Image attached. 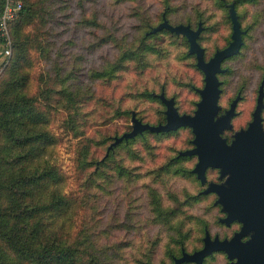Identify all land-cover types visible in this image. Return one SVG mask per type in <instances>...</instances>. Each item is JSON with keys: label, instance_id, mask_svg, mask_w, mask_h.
Listing matches in <instances>:
<instances>
[{"label": "rangeland", "instance_id": "rangeland-1", "mask_svg": "<svg viewBox=\"0 0 264 264\" xmlns=\"http://www.w3.org/2000/svg\"><path fill=\"white\" fill-rule=\"evenodd\" d=\"M12 1L28 3L32 20L17 17L8 25L10 50L1 52L0 92L16 73L11 65L21 51L26 84L20 96L48 117L47 128L57 139L45 157L63 178L62 192L75 203L67 241L79 249L78 264L90 254L102 264H170L182 248L191 253L201 247L206 230L211 237L231 236L239 223L221 222L224 213L214 205V195L203 192L216 172L208 170L201 182L192 170L196 157L179 153L193 145L191 128L113 142L133 128L132 117L157 124L165 115L164 92L175 98L179 113L194 114L204 75L186 35L159 25L169 20L196 28L199 11L206 57L232 39V15L239 25L243 45L217 72L218 104L222 113L239 96L232 126L221 135L230 139L245 128L264 78V0L240 3L229 19L214 0H171L168 20L161 15L163 0ZM262 115L264 127V109ZM4 136L0 129V148ZM84 137L90 148L82 164L76 150ZM6 176L0 160V228L17 221L8 215L16 197ZM7 251L10 264H29ZM231 260L213 252L203 264Z\"/></svg>", "mask_w": 264, "mask_h": 264}, {"label": "water", "instance_id": "water-1", "mask_svg": "<svg viewBox=\"0 0 264 264\" xmlns=\"http://www.w3.org/2000/svg\"><path fill=\"white\" fill-rule=\"evenodd\" d=\"M232 13L234 11L232 10ZM234 31L231 40L225 47L217 49L209 58H204V48L197 41L201 26L192 29L188 24L171 25L166 21L159 27H167L172 31L186 35L189 48L195 54L196 64L204 74V85L198 89L200 100L194 114L179 113L174 106L173 98H166L160 94V98L166 105L164 123L150 124L132 117L133 128L115 138L113 143L123 138L133 137L148 129L154 132L169 131L179 126H189L194 133L192 148L181 150L180 155L197 154L198 160L193 167L201 182L206 180L205 168L207 166L220 167L221 176L229 173L225 184L209 182L203 190L216 191L219 197L216 203L223 205L226 215L220 218L221 222L229 224L233 220L242 223L239 230L227 238L211 237L208 230L203 237V245L191 253L184 249L172 264H180L184 261L201 264L206 255L213 251L222 250L231 260V264H264V155L248 153L250 150L264 149V130L261 123V109L263 107L264 78L259 86L257 103L252 113V119L246 128H241L233 134L230 144L221 136L224 129L230 128L231 118L236 113L235 105L237 96L223 113L218 114L220 105L219 79L217 72L221 71V61L233 55L240 47V28L232 15ZM250 233L249 238H241Z\"/></svg>", "mask_w": 264, "mask_h": 264}, {"label": "trees", "instance_id": "trees-1", "mask_svg": "<svg viewBox=\"0 0 264 264\" xmlns=\"http://www.w3.org/2000/svg\"><path fill=\"white\" fill-rule=\"evenodd\" d=\"M163 1L166 8L161 15L167 19V15L173 9L171 8L173 5L171 0ZM214 1L218 2L226 18L229 19L231 9L237 13V6L240 3L254 2L256 0ZM4 2L5 0H0V13ZM29 12V4H23L19 14L13 20H10L9 24L11 25L17 17L19 21L32 20ZM196 21L197 26L198 23L204 21L202 11H199ZM168 22L173 24L169 20ZM180 23L185 24L183 22ZM186 24H189L194 30L197 29V26L195 28L190 23ZM202 28L203 26L201 25L200 32ZM199 36L197 41L202 46ZM229 42L230 40H228L227 44ZM227 44L219 47V49ZM242 45L243 41L240 47ZM214 52L209 57H206L204 48V58L206 60L209 59ZM15 55L11 66L16 68V73L5 82L4 88L0 92V129L5 131V143L3 144L4 147L0 148V160L1 166L7 175L3 180L7 186L9 185L16 197V205L14 207L11 206L8 215L17 221L14 225L6 222L4 223L5 226L0 228V241L4 244V247L0 245V264L11 263L8 258L4 257L7 250L14 253L18 261H24L29 264H78L76 255L79 253V249L67 241L73 228L75 203L62 192L63 178L52 167L49 159L45 157L48 148L50 147L51 149L53 147L57 137L47 128L48 117L46 114L42 110H36L30 104L23 102L20 94L26 84V76L23 74V66H21L19 56L21 55L22 57L23 55L21 51ZM235 55L228 56L221 62L227 58H234ZM197 68L201 70L198 66ZM19 70L22 73H19ZM19 80H22L19 84V89L14 94L9 95L10 89L17 86ZM164 96L167 98L173 97L167 96L165 92ZM173 99L175 104V98L173 97ZM174 106L179 112L177 105L175 104ZM162 115L158 123L165 122V115ZM139 119L142 122H148L143 121L141 118ZM181 127L189 126H179L174 130ZM148 131L151 130L145 129L141 133H136L133 137L141 136ZM172 131H159L158 133H170ZM133 137H128L127 139H132ZM79 143L81 146L76 150L77 158L84 164L87 162L86 155L90 148V142L87 137H84L79 140ZM110 152L108 149V155H110ZM181 156L186 157V155ZM171 163L172 161L168 165L170 166ZM181 168L183 171H192L183 164H181ZM156 206L158 208V205ZM213 252L225 253L222 250ZM207 256L204 257L203 261ZM172 258L173 261L170 264L174 262L175 256ZM203 261L201 264H203ZM187 262L192 263L184 261L180 264ZM84 264H102V262L96 255L90 254Z\"/></svg>", "mask_w": 264, "mask_h": 264}, {"label": "flooded vegetation", "instance_id": "flooded-vegetation-1", "mask_svg": "<svg viewBox=\"0 0 264 264\" xmlns=\"http://www.w3.org/2000/svg\"><path fill=\"white\" fill-rule=\"evenodd\" d=\"M258 95V94H257ZM237 103V102H236ZM256 103H257V96H256V101H255V105H254V108H253V110H252V112H251V119H252V113H253V111H254V109H255V106H256ZM231 104V103H230ZM230 104H229V106H230ZM229 106L227 107V108H225V109H223V111H222V113H219L220 112V110L218 111V114H223L228 108H229ZM263 109H264V96H263V107H262V109H261V123H262V127H263V115H262V111H263ZM235 112H236V110H235ZM235 115V114H234ZM233 115V116H234ZM232 116V117H233ZM250 119V120H251ZM249 120V121H250ZM249 121L247 122V125H248V123H249ZM247 125H246V127H247ZM245 127V128H246ZM263 130H264V127H263ZM225 131V129L223 130V132ZM222 137H225L226 138V143L227 144H230L231 143V140H232V138L230 137V139L228 138V136L227 135H221ZM231 136H233V134L231 135ZM194 146V144L192 145V147ZM191 147V148H192ZM251 152H253V153H256V154H262V155H264V149L263 148H260V147H258L257 148V150H250V151H248V153H251ZM192 155H194L195 157H196V161H195V164H196V162H197V160H198V156H197V154H192ZM195 164H194V166H195ZM193 166V167H194ZM193 169V168H192ZM208 170H213V172L215 171L216 172V176H215V179L214 180H208L207 181V184L209 183V182H215V183H223V184H225V185H227L226 183H225V181H226V178L229 176V173H226L225 175H223V176H221V171H220V167H215V166H207L206 168H205V176H206V179H207V175H208ZM195 173V172H194ZM195 175L197 176V173H195ZM200 191H202V190H200ZM206 194H213L214 195V200H213V203H214V205L216 206V207H218L219 208V211H221L222 213H224V216L226 215V211H224L223 210V205L221 204V203H219V202H217L216 203V200H217V198L219 197V195H218V193L216 192V191H208V192H206ZM223 216V217H224ZM221 218V217H220ZM219 218V219H220ZM234 222H237V223H239L238 225H239V227H238V229L237 230H239L240 229V227H241V225H242V223L241 222H239V221H237V220H233V221H231L229 224H226V225H230V224H232V223H234ZM224 223V222H223ZM236 230V231H237ZM235 232V231H234ZM234 232L232 233V235L234 234ZM231 235V236H232ZM231 236H224V237H222V238H225V237H227V238H229V237H231ZM249 236H250V233L249 234H247V235H245V236H243L241 239L242 240H246L247 238H249Z\"/></svg>", "mask_w": 264, "mask_h": 264}, {"label": "built area", "instance_id": "built-area-1", "mask_svg": "<svg viewBox=\"0 0 264 264\" xmlns=\"http://www.w3.org/2000/svg\"><path fill=\"white\" fill-rule=\"evenodd\" d=\"M22 8L20 1L5 0L0 13V41L2 52L9 53L10 39L8 36L9 21L18 15ZM7 45V46H6Z\"/></svg>", "mask_w": 264, "mask_h": 264}, {"label": "crops", "instance_id": "crops-1", "mask_svg": "<svg viewBox=\"0 0 264 264\" xmlns=\"http://www.w3.org/2000/svg\"><path fill=\"white\" fill-rule=\"evenodd\" d=\"M1 52H2V43L0 41V57H1Z\"/></svg>", "mask_w": 264, "mask_h": 264}]
</instances>
